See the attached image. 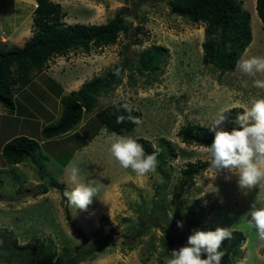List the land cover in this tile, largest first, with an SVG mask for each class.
I'll return each instance as SVG.
<instances>
[{
  "label": "rangeland",
  "instance_id": "rangeland-1",
  "mask_svg": "<svg viewBox=\"0 0 264 264\" xmlns=\"http://www.w3.org/2000/svg\"><path fill=\"white\" fill-rule=\"evenodd\" d=\"M49 1L60 6L65 26L102 25L123 13L126 31L119 34L114 45L50 59L48 67H55L59 73L42 75L19 97L18 112L27 118L21 121L22 126H3L0 144L21 135L36 141L39 151L33 159L14 167L1 160L0 235H7L19 246L50 247L55 262L76 257L74 248L82 243L79 231L86 238L100 234L104 246L86 260L78 258L76 264H167L171 252L186 246L194 230L234 228L232 238L224 240L219 249L225 253L223 257L230 259V264H264V241L249 227V217L245 216L253 204L264 207V187L245 195L237 187L236 177L225 181L221 175L215 180L219 194L200 197L210 182L206 154L195 145L181 142L182 130L190 125L209 129L222 109L232 114L222 129L230 132L238 128L236 116L250 106V100L264 99V89L253 86L255 80H264V74L244 75L237 64L233 72L225 73L203 64L204 24L170 14L166 0ZM236 1L250 15L252 35L239 60L264 57V27L256 14L255 0ZM36 5L35 0H0L2 43L9 46L20 32L27 33L23 39L34 36ZM17 26L19 30L14 29ZM151 46L167 49V64L154 73L140 74L137 61ZM124 60L130 67L114 91L99 97L95 109L84 113L80 124L64 138L43 140V118L56 110L52 93L58 92L59 85L67 89L68 96L76 92V82L82 81L79 90ZM49 80L55 84L51 90L45 84ZM119 101L133 105L142 120L127 136L147 141L163 155L158 157L156 171L146 177L124 170L112 160L108 153L111 132L99 128L94 135L90 116ZM3 109L0 104L2 115ZM72 164L82 169L77 183L87 178L102 185L86 211L71 206L63 197V192L74 186L68 171ZM188 165L207 167L186 181L183 171ZM43 188L47 193L40 195ZM177 221L183 226L177 227ZM1 239L0 264H20L8 260L4 250L8 249L7 242Z\"/></svg>",
  "mask_w": 264,
  "mask_h": 264
},
{
  "label": "trees",
  "instance_id": "trees-1",
  "mask_svg": "<svg viewBox=\"0 0 264 264\" xmlns=\"http://www.w3.org/2000/svg\"><path fill=\"white\" fill-rule=\"evenodd\" d=\"M35 1L37 7L34 11L33 23L37 31L34 36L25 42L22 48L0 50V104L8 114L14 110V87L27 86L33 77L43 71L50 59L65 57L75 51L89 53L91 49L114 45L119 34L126 31L123 13L116 14L102 25L65 26L61 22L64 16L58 4H53L49 0ZM165 3L170 14L194 24H204V39L201 45L202 63L224 73L233 72L252 41L250 15L242 9L241 4L236 0H166ZM255 10L264 27V0H255ZM167 59V49L151 46L141 53L136 70L140 74L154 73L160 65L167 64ZM129 67L128 60L112 65L103 78H95L85 83L78 91L62 97L60 118L55 124L42 128V138L44 140L58 138L77 127L83 114L91 113L95 109L99 97L114 91L121 84L124 70ZM77 103L80 104V109L73 112ZM125 103L119 101L95 115L94 135L98 134L99 128H105L118 136H127L137 126L127 119L123 123H117V116L127 115L121 107ZM131 115L140 118V113L136 110ZM228 115L229 118L232 117V114L228 113ZM213 138L214 132L201 126L190 125L181 132V142L189 146L197 144L210 146ZM135 140L144 147L147 154L154 152L147 141ZM37 151H39V145L36 141L17 137L3 145L0 156L5 164L15 166L33 159ZM159 156L163 157L161 153L158 154ZM206 167V165L200 167L188 165L183 171L184 179L192 180ZM46 193L47 189L43 188L39 194ZM138 231L141 232V229L138 228ZM0 236L7 242L8 249L4 250L8 254V260H14L20 264H76L78 258H81V261L90 258L105 244L102 235L86 238L79 231L78 236L82 243L74 248L76 257L54 262L50 247L19 246L7 235ZM230 262L227 257L221 260V264H230Z\"/></svg>",
  "mask_w": 264,
  "mask_h": 264
},
{
  "label": "clouds",
  "instance_id": "clouds-1",
  "mask_svg": "<svg viewBox=\"0 0 264 264\" xmlns=\"http://www.w3.org/2000/svg\"><path fill=\"white\" fill-rule=\"evenodd\" d=\"M237 67L247 76L264 74V57L242 58ZM253 86L264 89V80H255ZM121 107L127 115L117 116L118 124L126 119L136 125L142 123L140 118L131 115L135 110L133 105L125 103ZM228 111L222 109L212 119L209 131L214 132V138L211 145H196L198 150L206 154L207 179L210 181L203 188L200 197L219 194L215 180L221 175L225 181L236 177L237 187L245 195L253 188L264 187V99L252 98L250 106L236 116L235 123L239 127L230 132L221 127L229 120ZM104 131L107 132V129ZM110 135L112 142L108 146V153L122 169L131 170L139 177H146L156 171L159 164L158 152L147 154L144 147L131 136H117L115 133ZM68 171L74 186L71 191L65 190L63 197L71 206L86 211L96 199L102 185L96 179L87 178L77 183L82 169L75 164ZM245 216L249 217V227L255 231L260 241H264V207L253 204ZM182 226V222L177 221V227ZM233 231L234 228H216L207 232L194 230L187 238L186 246L171 252L167 264H221L225 253L219 249L224 240L232 238ZM202 255L206 258H201Z\"/></svg>",
  "mask_w": 264,
  "mask_h": 264
},
{
  "label": "crops",
  "instance_id": "crops-1",
  "mask_svg": "<svg viewBox=\"0 0 264 264\" xmlns=\"http://www.w3.org/2000/svg\"><path fill=\"white\" fill-rule=\"evenodd\" d=\"M19 26V25H18ZM18 26L17 27H14V29L15 30H19V29H17L18 28ZM16 33H18V32H16ZM27 33L25 32H20V34H19V36L20 37H17L16 39H15V41H13V43L12 44H10L9 43V46L8 45H5L6 43L4 42V43H2L3 41L2 40H0V50L1 51H3V50H7V49H9V48H22L23 47V45L25 44V42H27L28 40H29V36L27 37L28 39H23L25 36H27L26 35ZM28 34H30V33H28ZM32 38V37H31ZM30 38V39H31ZM1 47H3V48H1ZM54 59V58H53ZM49 72V73H48ZM54 73H56V74H58L59 73V71L58 70H56L55 71V67L54 68H52V66L50 67H48V65H46L45 67H44V69H43V71L40 73V74H38L37 76H35V77H33V79L31 80V82L27 85V86H25V87H20V88H17V87H14V91H13V100H14V110H13V112H11V113H7V112H5V110L3 109V111H1V112H3L4 114L2 115V113H0V134L3 132L2 130L4 129L3 128V126H6L7 124H14V125H19V126H22L20 123H21V121H23V119L24 118H27V115L24 113V112H18V109L19 108H21V107H19V105H18V103H21V99L19 98L22 94H24L25 93V91L27 90V89H29L31 86H32V84L34 83V81L35 80H37L38 78H40L42 75H44V74H54ZM45 84H46V87H48L49 86V89L51 90L52 88H54V82L53 81H47V82H45ZM82 84V81H80V82H76L75 84H74V86H76L77 87V89L75 90V91H77L78 90V88L80 87V85ZM63 86V85H62ZM66 91H67V89L66 90H62V87H61V85H59L58 86V92L56 93V94H53L52 93V95H53V97L54 98H52L53 99V104L56 106V110H55V112L52 114V113H50V114H47V115H44V118H43V116H42V118H43V126H42V128L44 127V126H47V125H50V123H53V121L54 120H59V118H60V114H61V98L62 97H64V96H67V94H66ZM51 92V91H50ZM53 92H55V91H53ZM48 97H52V96H46L45 98L47 99ZM57 103H56V102ZM42 105H43V103H42ZM41 108V107H40ZM43 108V107H42ZM59 111V112H58ZM6 113V114H5ZM16 115H17V117H16ZM20 115V116H19ZM19 116V117H18ZM28 116H30L29 114H28ZM8 117V118H7ZM94 117V115H92V116H90V118L89 119H95V117ZM17 118H19V119H17ZM25 120V119H24ZM18 121V122H17ZM93 126V125H92ZM42 128H41V130H42ZM41 130H40V133H41ZM100 131H104V128H101L100 129ZM99 131V132H100ZM17 137H25V136H21V135H19V136H14V137H12L11 138V140L12 139H14V138H17ZM63 138H64V136H63ZM44 140V139H43ZM10 141V140H9ZM9 141H7V142H9ZM6 142V143H7ZM5 143V144H6ZM3 145H4V143L1 145L0 144V151H1V148L3 147ZM2 159H1V156H0V163L2 162L1 161ZM7 165V164H6ZM15 166H17V165H15ZM14 167V166H13Z\"/></svg>",
  "mask_w": 264,
  "mask_h": 264
},
{
  "label": "water",
  "instance_id": "water-1",
  "mask_svg": "<svg viewBox=\"0 0 264 264\" xmlns=\"http://www.w3.org/2000/svg\"><path fill=\"white\" fill-rule=\"evenodd\" d=\"M78 109H80V104H79V103H77V104L74 106V108H73V112H74V111H77Z\"/></svg>",
  "mask_w": 264,
  "mask_h": 264
},
{
  "label": "built area",
  "instance_id": "built-area-1",
  "mask_svg": "<svg viewBox=\"0 0 264 264\" xmlns=\"http://www.w3.org/2000/svg\"><path fill=\"white\" fill-rule=\"evenodd\" d=\"M36 7V6H35Z\"/></svg>",
  "mask_w": 264,
  "mask_h": 264
}]
</instances>
